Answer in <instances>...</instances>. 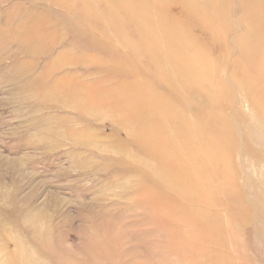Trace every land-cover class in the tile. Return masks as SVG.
<instances>
[{"label": "rangeland", "instance_id": "rangeland-1", "mask_svg": "<svg viewBox=\"0 0 264 264\" xmlns=\"http://www.w3.org/2000/svg\"><path fill=\"white\" fill-rule=\"evenodd\" d=\"M0 264H264V0H0Z\"/></svg>", "mask_w": 264, "mask_h": 264}, {"label": "bare ground", "instance_id": "bare-ground-1", "mask_svg": "<svg viewBox=\"0 0 264 264\" xmlns=\"http://www.w3.org/2000/svg\"><path fill=\"white\" fill-rule=\"evenodd\" d=\"M22 77H24V75L22 76ZM126 123V122H125ZM189 146L190 147H192L191 146V142H189ZM165 153L167 154V155H176V152H175V150L171 147V146H167V148H166V150H165ZM145 162H142V165H144V167H146V165L144 164ZM155 171H156V175L158 176V178L160 179V180H162V182H164L168 187H170V188H172V183H170L165 177L167 176V174L166 175H164L162 172H161V169H160V167L158 166V167H156L155 169H154ZM177 174V173H176ZM170 177H172L173 179H175V177H174V174H172V175H169ZM168 178V177H167ZM179 179H180V177H179ZM177 180V179H176ZM144 192H145V190H144ZM155 209H156V211H159L160 212V209H157V205L155 206ZM163 210V209H162ZM165 212H168L167 210H164V211H161V213H165Z\"/></svg>", "mask_w": 264, "mask_h": 264}]
</instances>
